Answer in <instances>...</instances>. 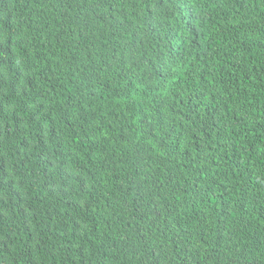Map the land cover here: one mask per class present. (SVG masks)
I'll use <instances>...</instances> for the list:
<instances>
[{
    "label": "trees",
    "instance_id": "1",
    "mask_svg": "<svg viewBox=\"0 0 264 264\" xmlns=\"http://www.w3.org/2000/svg\"><path fill=\"white\" fill-rule=\"evenodd\" d=\"M0 264H264V0H0Z\"/></svg>",
    "mask_w": 264,
    "mask_h": 264
}]
</instances>
